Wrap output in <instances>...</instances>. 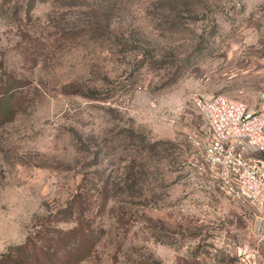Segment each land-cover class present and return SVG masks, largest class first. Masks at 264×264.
Listing matches in <instances>:
<instances>
[{
	"label": "rangeland",
	"instance_id": "1",
	"mask_svg": "<svg viewBox=\"0 0 264 264\" xmlns=\"http://www.w3.org/2000/svg\"><path fill=\"white\" fill-rule=\"evenodd\" d=\"M216 94L264 104V0H0V255L82 212L72 264H264V196L200 158Z\"/></svg>",
	"mask_w": 264,
	"mask_h": 264
},
{
	"label": "built area",
	"instance_id": "2",
	"mask_svg": "<svg viewBox=\"0 0 264 264\" xmlns=\"http://www.w3.org/2000/svg\"><path fill=\"white\" fill-rule=\"evenodd\" d=\"M209 135L200 148L202 162L214 170L229 194L241 201L264 196V104L258 111L222 94L195 98Z\"/></svg>",
	"mask_w": 264,
	"mask_h": 264
},
{
	"label": "trees",
	"instance_id": "3",
	"mask_svg": "<svg viewBox=\"0 0 264 264\" xmlns=\"http://www.w3.org/2000/svg\"><path fill=\"white\" fill-rule=\"evenodd\" d=\"M73 204L81 211L84 209L79 193L75 196ZM55 231L54 236L46 239L52 242L51 245H37L38 238L45 237L46 233L44 228L37 230L35 232L37 238L34 241L29 238L21 246L1 254L0 264H72L71 260L84 258L89 253L86 243L89 242L94 229L82 212L75 218L74 226L64 231L61 229Z\"/></svg>",
	"mask_w": 264,
	"mask_h": 264
}]
</instances>
